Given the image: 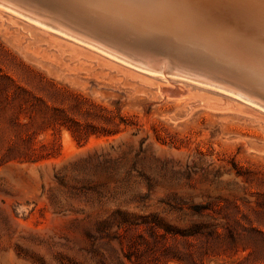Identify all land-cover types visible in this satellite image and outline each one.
Listing matches in <instances>:
<instances>
[{
    "label": "rangeland",
    "instance_id": "374dc122",
    "mask_svg": "<svg viewBox=\"0 0 264 264\" xmlns=\"http://www.w3.org/2000/svg\"><path fill=\"white\" fill-rule=\"evenodd\" d=\"M36 23L0 8V264H260L264 110Z\"/></svg>",
    "mask_w": 264,
    "mask_h": 264
},
{
    "label": "bare ground",
    "instance_id": "6f19581e",
    "mask_svg": "<svg viewBox=\"0 0 264 264\" xmlns=\"http://www.w3.org/2000/svg\"><path fill=\"white\" fill-rule=\"evenodd\" d=\"M54 1L61 11L33 0H0V8L149 73L212 86L264 110V0Z\"/></svg>",
    "mask_w": 264,
    "mask_h": 264
},
{
    "label": "trees",
    "instance_id": "16d2710c",
    "mask_svg": "<svg viewBox=\"0 0 264 264\" xmlns=\"http://www.w3.org/2000/svg\"><path fill=\"white\" fill-rule=\"evenodd\" d=\"M57 91H59V89H57ZM44 106H45V108H46V110H48L49 108H51L49 105H47L46 103H44ZM46 110H40L41 111V113H42V123L44 124L45 123V121L46 120H50V119H52V117H50V118H48V119H46V117H47V113L45 112ZM34 122H33V120L32 121H30V122H26V123H21V122H17V125L18 126H20V127H23V126H25L26 127V129H28L29 127V125H32ZM11 149V147L9 148V150ZM19 150V147H17V146H14V147H12V149L11 150ZM18 152V151H17ZM33 161V160H32ZM263 243H264V235H263ZM247 249V248H246ZM247 259H250V258H254L255 259V261H261V263L260 264H264V244H263V246H261V248H258V250H253V251H249L248 252V256L246 257Z\"/></svg>",
    "mask_w": 264,
    "mask_h": 264
}]
</instances>
